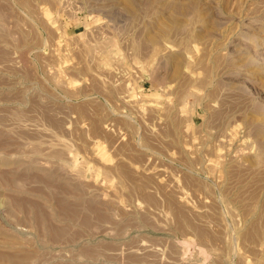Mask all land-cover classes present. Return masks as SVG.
Wrapping results in <instances>:
<instances>
[{
	"label": "rangeland",
	"instance_id": "1",
	"mask_svg": "<svg viewBox=\"0 0 264 264\" xmlns=\"http://www.w3.org/2000/svg\"><path fill=\"white\" fill-rule=\"evenodd\" d=\"M0 264H264V0H0Z\"/></svg>",
	"mask_w": 264,
	"mask_h": 264
},
{
	"label": "bare ground",
	"instance_id": "2",
	"mask_svg": "<svg viewBox=\"0 0 264 264\" xmlns=\"http://www.w3.org/2000/svg\"><path fill=\"white\" fill-rule=\"evenodd\" d=\"M112 236V235H111ZM114 236V235H113ZM110 237V236H109Z\"/></svg>",
	"mask_w": 264,
	"mask_h": 264
}]
</instances>
